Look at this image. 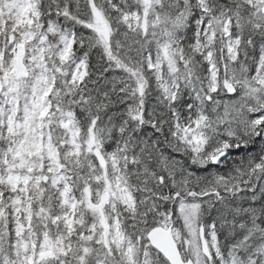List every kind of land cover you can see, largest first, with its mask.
<instances>
[{"label": "snow or ice", "instance_id": "obj_1", "mask_svg": "<svg viewBox=\"0 0 264 264\" xmlns=\"http://www.w3.org/2000/svg\"><path fill=\"white\" fill-rule=\"evenodd\" d=\"M0 264H264V0H0Z\"/></svg>", "mask_w": 264, "mask_h": 264}]
</instances>
